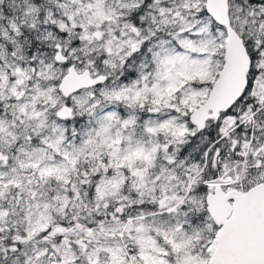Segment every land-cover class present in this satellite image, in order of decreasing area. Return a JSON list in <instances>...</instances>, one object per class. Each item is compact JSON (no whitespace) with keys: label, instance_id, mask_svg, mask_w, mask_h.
<instances>
[{"label":"snow or ice","instance_id":"snow-or-ice-1","mask_svg":"<svg viewBox=\"0 0 264 264\" xmlns=\"http://www.w3.org/2000/svg\"><path fill=\"white\" fill-rule=\"evenodd\" d=\"M0 264H264V0H0Z\"/></svg>","mask_w":264,"mask_h":264}]
</instances>
